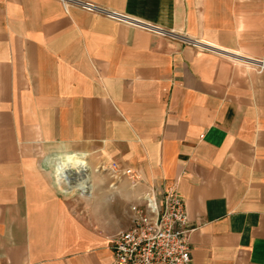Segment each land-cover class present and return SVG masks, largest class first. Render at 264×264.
<instances>
[{"label":"crops","instance_id":"obj_1","mask_svg":"<svg viewBox=\"0 0 264 264\" xmlns=\"http://www.w3.org/2000/svg\"><path fill=\"white\" fill-rule=\"evenodd\" d=\"M78 1L176 37L0 0V264H112L130 207L175 182L191 264H264V71L180 39L262 59L264 0Z\"/></svg>","mask_w":264,"mask_h":264},{"label":"built area","instance_id":"obj_2","mask_svg":"<svg viewBox=\"0 0 264 264\" xmlns=\"http://www.w3.org/2000/svg\"><path fill=\"white\" fill-rule=\"evenodd\" d=\"M64 8L75 5L82 10L103 15L118 23L141 29L160 37L176 35L156 25L139 21L114 11H106L91 3L78 0H56ZM188 45L230 58L234 63L257 71H264V58L249 59L238 54L229 53L194 40L180 38ZM108 170L113 177H136L130 170L119 172L116 165ZM140 203L132 205L130 227L119 231L112 239L110 251L112 264H191L189 232L184 200L179 194L177 182L163 190L150 189L141 197Z\"/></svg>","mask_w":264,"mask_h":264},{"label":"rangeland","instance_id":"obj_3","mask_svg":"<svg viewBox=\"0 0 264 264\" xmlns=\"http://www.w3.org/2000/svg\"><path fill=\"white\" fill-rule=\"evenodd\" d=\"M64 7V6H63ZM46 163V162H45ZM83 167H88L87 166V163H86V161H83ZM112 165V164H111ZM115 165V164H114ZM89 168V167H88ZM101 170V169H100ZM97 175V177H99V178H106L107 180H109L110 182H111V180H113L114 178H113V176L111 175V173L108 171V170H106V171H104V172H102V173H96ZM64 188V187H63ZM92 189V188H91ZM153 189V188H152ZM65 194V193H64ZM70 199H72L73 201H80L83 197L82 196H85V195H82L81 193H74V194H66ZM87 195V194H86Z\"/></svg>","mask_w":264,"mask_h":264}]
</instances>
